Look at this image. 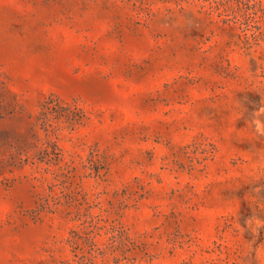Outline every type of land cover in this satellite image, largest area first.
<instances>
[{"label": "rangeland", "instance_id": "obj_1", "mask_svg": "<svg viewBox=\"0 0 264 264\" xmlns=\"http://www.w3.org/2000/svg\"><path fill=\"white\" fill-rule=\"evenodd\" d=\"M0 264H264V0H0Z\"/></svg>", "mask_w": 264, "mask_h": 264}]
</instances>
